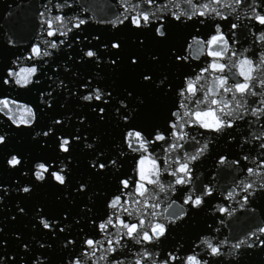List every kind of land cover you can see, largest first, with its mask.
Returning a JSON list of instances; mask_svg holds the SVG:
<instances>
[{
  "label": "snow or ice",
  "instance_id": "6c2138e0",
  "mask_svg": "<svg viewBox=\"0 0 264 264\" xmlns=\"http://www.w3.org/2000/svg\"><path fill=\"white\" fill-rule=\"evenodd\" d=\"M0 22V264H264V0Z\"/></svg>",
  "mask_w": 264,
  "mask_h": 264
},
{
  "label": "water",
  "instance_id": "95a60500",
  "mask_svg": "<svg viewBox=\"0 0 264 264\" xmlns=\"http://www.w3.org/2000/svg\"><path fill=\"white\" fill-rule=\"evenodd\" d=\"M21 2L24 3V4H26L27 3V0H17V3H21ZM0 3H2V0H0ZM24 12H25V9H20L19 12H18V14H24ZM0 23H2V22H0ZM13 95H15V93H13ZM28 99H31V96L25 95L22 98L21 102H26ZM3 215H4L3 213H0V216H3ZM0 226H3V225H0ZM6 230H13L12 229V226L9 225L8 229H6Z\"/></svg>",
  "mask_w": 264,
  "mask_h": 264
}]
</instances>
